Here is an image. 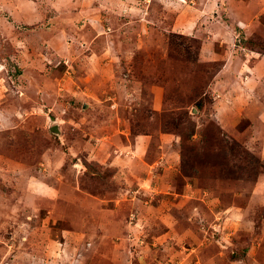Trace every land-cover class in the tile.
Returning a JSON list of instances; mask_svg holds the SVG:
<instances>
[{"label": "rangeland", "instance_id": "obj_1", "mask_svg": "<svg viewBox=\"0 0 264 264\" xmlns=\"http://www.w3.org/2000/svg\"><path fill=\"white\" fill-rule=\"evenodd\" d=\"M0 264H264V0H0Z\"/></svg>", "mask_w": 264, "mask_h": 264}, {"label": "crops", "instance_id": "obj_2", "mask_svg": "<svg viewBox=\"0 0 264 264\" xmlns=\"http://www.w3.org/2000/svg\"><path fill=\"white\" fill-rule=\"evenodd\" d=\"M11 5H7L5 8L8 10V12H13V11H11ZM13 15V14H12ZM21 15H23V14H20L19 16H21ZM14 18L16 19V17H18V13H16V12H14ZM28 17H26V23H28V21H32V20H34V17H33V15H31V14H28L27 15ZM41 16V15H40ZM40 16H38L37 18V21H39V18H41ZM21 21H23V20H21ZM36 21V20H35ZM36 21V22H37ZM27 25H30V24H27ZM52 29V28H51ZM50 30L48 29V30H45V29H43V36L45 37V35H49V32Z\"/></svg>", "mask_w": 264, "mask_h": 264}]
</instances>
